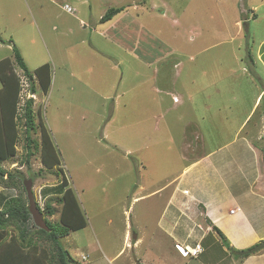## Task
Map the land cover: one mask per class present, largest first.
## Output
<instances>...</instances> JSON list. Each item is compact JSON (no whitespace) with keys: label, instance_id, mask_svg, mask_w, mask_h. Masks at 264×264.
<instances>
[{"label":"rangeland","instance_id":"1","mask_svg":"<svg viewBox=\"0 0 264 264\" xmlns=\"http://www.w3.org/2000/svg\"><path fill=\"white\" fill-rule=\"evenodd\" d=\"M245 1H248L250 5L256 2V0ZM64 4L71 5L73 13L69 12L71 7H68L70 10L67 8L69 10L67 11ZM129 5L130 9L135 8L136 13L141 14L139 18L133 11H130L131 14L125 13L130 15L132 21L131 29L129 31L126 29L127 38L135 42L132 46L137 47L142 36V33H139V26H143L145 35L142 37L141 52H152L150 46L153 45L157 47L158 52H162L163 49L173 51L172 58L183 61L193 53L197 61H192L190 66L195 68L196 75L198 76L200 72H208L210 75V77L206 74L199 75L198 88H207L213 80L212 76L215 74L212 70L213 65L228 61L225 65H220L218 71H223V69L238 70L239 64H244L238 58L231 61L229 58L224 60V56L222 57L225 54L224 48L237 50L244 42V34H248L245 29L243 34L241 26L236 27L237 17L241 20V25L243 22L242 15L239 13V0H0V60L10 58L14 63L15 47L18 48L27 67L35 75L34 82L37 88V92L33 94L31 82L24 75L23 70L15 65V70L21 76L23 84L18 119L20 137L17 155L2 166L12 172L19 169L17 173L23 172L27 179L30 174L35 175L32 189L40 209L43 211L48 201H51L56 209L53 216L42 215L40 221L42 224H45V217L53 222L58 221L62 207L54 200V195L59 194H54L52 191L44 195L46 189L61 183L64 175L68 177L70 186L75 190L88 221L86 228L71 232L62 240L64 247L73 257L74 261L71 260V264H130L129 261L137 264V261L140 262L141 257L137 249L135 251L127 249L118 255L124 246L123 231L128 223L127 213L125 215L121 213L122 198L128 195L131 189L142 185V182L148 184V182L161 180L163 176L178 170L183 165L179 149V144L183 141L186 146H189L190 157L202 155L205 150L200 143L202 137L199 134V125L201 123H199L200 118L196 116V110L205 107L209 109L207 123L211 120L215 123L219 115L215 111L214 103L210 104L211 106H208L209 104L201 106L207 99L206 90L193 87L189 89V94L193 95L195 91H198L197 99L191 100L188 97L185 90L186 87L191 86V83L186 85V73H183L181 77L178 75L181 73L182 66L176 69L173 65L168 67L159 63L150 66L146 63L147 66H145L138 58H129L124 61L122 68L116 69V72L119 69V75L125 71L126 76L122 82L118 80L122 88L120 114L118 115L116 110L115 120H112L113 118L110 120L115 108L114 95L108 97L105 89L111 88L107 80L108 74L112 72H107L104 58L88 46L91 36L93 41L98 36L95 26L90 21L91 16L96 12H100L103 16L107 9L125 6L128 8ZM163 11L167 18H162ZM75 13L79 14L78 19ZM250 16L254 17L253 14ZM82 19L85 21L81 26ZM259 23L263 25L261 31L264 30V20ZM54 26L58 27V30L51 33L50 28ZM69 30L71 31L61 34L62 31ZM111 30L112 28L103 30V35L108 36V31ZM147 31L150 34H147ZM225 36L230 37L229 40L224 41ZM261 36L263 35L259 33L256 38L260 40L263 38ZM81 41L84 43L82 44ZM98 42L99 46L104 48L110 45V43L107 45L106 39H102L100 35ZM215 43L218 44L207 51L211 52L209 59H205V47ZM47 45L56 47V52L50 49L52 56ZM260 48L264 51V42ZM78 49L81 57L74 58ZM218 49L221 50L218 51ZM256 49V45L253 44L252 58L254 60L258 59L254 52ZM135 52L140 55L139 50L136 49L130 50L129 53L132 55ZM245 54V60H247L248 53ZM58 58L63 61V65L67 66L68 73L66 75L56 73L63 81L61 87L63 94L59 85H56L54 90L51 86L45 94L35 70L48 59L47 62L52 68L51 78L55 77V63H59ZM260 61L264 64V59L260 58ZM89 66L94 70L93 73L82 74V77L86 80L91 78V81L83 82L74 78L73 71H83ZM254 66L257 64L254 63ZM97 69L101 71L103 79L98 73L96 75ZM168 69H170V75ZM166 80L170 82L169 85ZM224 85L228 88L225 93L231 94L237 86L236 78H229ZM173 94H178L183 99V103H175ZM29 98L34 99L36 125L40 127L41 118L56 149L59 164L52 168L45 167L42 161L40 128L37 133L31 131L30 135L39 140V146L31 157L30 169L25 162L28 157L27 133L25 117L22 115ZM189 119H194L199 125L190 124L184 130L183 125ZM220 130L224 137L230 135V131H225V127L209 128L206 131L211 145L219 142ZM103 132L108 133V137H104ZM144 140L146 141L142 142ZM121 142L124 143V147L132 149H136L142 142L134 156L142 158L141 161H145L144 166L148 167L143 171L146 174V176L143 174V179L136 171H127L123 168V164L117 169L120 165L119 161L124 159V152L116 150L122 148ZM258 142L262 145L263 139H259ZM115 143L118 144L117 147ZM128 160L129 158H126L125 162L127 163ZM166 180L168 179L165 177L164 181ZM1 191H6L10 196L20 193L19 189H5L3 186H0ZM141 205V203L135 205V212L140 213ZM160 205L157 209L154 208L155 211H150L151 217H141L147 225V233L151 234L158 230L155 213L160 211ZM32 224H34L33 221ZM127 227L129 229L128 224ZM134 230L137 231V228L133 227ZM34 237L38 239V236ZM131 244L134 245L133 242ZM45 246L48 247V245ZM152 250L157 251L153 249V246L149 252Z\"/></svg>","mask_w":264,"mask_h":264},{"label":"crops","instance_id":"2","mask_svg":"<svg viewBox=\"0 0 264 264\" xmlns=\"http://www.w3.org/2000/svg\"><path fill=\"white\" fill-rule=\"evenodd\" d=\"M63 6L66 10L71 7L69 4ZM130 8L129 5L125 12L104 23L101 21L103 16L100 12H96L91 16L90 21L95 26L98 36L95 37L94 41L98 44L93 41V36L87 44L93 52L95 51L104 58L107 72H112V74H108L107 80V84L111 88L110 90L105 89L108 97L114 95L115 108L110 120L112 118V120H115L114 114H117L118 111L119 115L122 108V88L119 82L123 81L126 73L123 71L122 75H119L118 70L123 67L124 61L129 60V58H138L145 66H147L146 63L149 66L157 63L168 67L173 65L174 69L182 66L181 73H178V75L181 77L183 73H186V85L188 86V83H191V86L186 87L185 90L188 97L191 100L197 99L198 91H195L193 95L189 94V89L193 87L198 90H206L207 99L201 106H206V104L211 106L210 104L214 103L216 105L215 111L219 115L215 123H213V120L207 123L209 109H206L207 107L198 108L196 116L200 118L199 123L201 124L195 123L194 119H189L183 125L184 130L190 124L199 125V134L202 137L200 143L205 150L202 155L190 157L189 146H186L183 141L179 144L183 165L178 170L163 176L161 180L148 182L149 185L142 182L143 186L140 185L135 189H131L129 194L122 198L123 210L121 213L123 215L127 213L126 221L129 229L126 224L123 231L124 246L118 255L127 249H132V251L137 249V253L141 257V264H264V248L243 255L237 253L247 251L264 241V64L260 61V58L264 59V51L260 50L264 42V30L261 31L263 25L259 23L264 20V0H256L252 5L248 1L239 0V13L242 15L243 22L241 25V20L237 17L236 27L241 26L243 34L244 29L248 34H244V42L237 50L235 48H224L225 54L222 57L224 56V60L229 58L231 61L238 58L244 64L240 63L238 70L223 69V71L218 70L228 61L213 65L212 70L215 72L212 76L213 80L207 88L203 89L198 88L199 75L206 74L208 77L210 75L208 72H200L198 76L196 75L195 68L190 66V63H193L192 61H197V57L193 53L187 60L183 61L172 58L173 51L163 49L162 52H158L157 47L153 45L150 46L152 52H141L143 50L142 48L140 50L142 37L145 35L143 26H139V33H142V36L137 47L132 46L135 42L127 38L128 33H126V29L127 31L131 29L132 21L130 15L125 13L131 14L130 11H133L139 18L141 14L136 13L135 8L134 10ZM72 9L71 7V10L67 11L73 13ZM250 14H253L254 17L251 18ZM161 16L167 18L165 11L161 13ZM75 17L78 19L79 14L75 13ZM84 21L85 19L81 20V26ZM102 27L105 29L112 28L111 31H108V36L103 35L105 29H101ZM57 30L58 27L55 26L50 28L51 33ZM70 31H62L61 34ZM259 33L263 35L260 40L256 38ZM99 35L102 39H106L107 45L110 43L108 48L99 46ZM229 38L225 36L223 40L227 41ZM252 38L254 39L253 42ZM81 43L83 44L84 41H81ZM217 44L205 47V59L208 60L211 55V52L208 53L207 51L212 50ZM253 44L257 47L254 52L258 59L249 60L247 57V60H245V53L248 52L247 56H249L251 50L253 54ZM47 49L50 53V49L56 52L54 45L53 48L47 45ZM133 49L139 50L140 55H137V52L131 55L129 52ZM154 50L156 51L154 52ZM220 50L218 49V51ZM75 54L74 58L81 57L79 49ZM168 57L170 58L168 59ZM47 60L43 65H48L50 68ZM58 61L59 63H55V77L51 78L50 87L52 86L54 90V87L59 85L61 91L63 81L60 80V77L58 78L56 73L59 72V75L68 73L67 66L63 65V61H60L59 58ZM254 63L257 66H254ZM117 68L119 69L116 72ZM98 69L96 75L98 73L103 79L104 76L101 75V71ZM100 69L102 70V68ZM93 71L90 66L83 69V71H73L74 78L83 82L91 81V78L90 80L83 78L82 74L93 73ZM168 71L170 75V69ZM155 72L158 71L155 70ZM50 76H52V68H50ZM229 78H236L237 85L235 91L231 94L225 93L228 88H225L224 83ZM166 83L169 85L170 82L166 80ZM196 84L197 86H195ZM173 97L175 103H183V99L178 94H173ZM38 114L40 115V109ZM35 121L37 123V120ZM39 121L41 126L44 125L41 118ZM221 127H225V131H230L228 137H231H224L220 130L219 142L211 145L206 131L209 128L217 129ZM103 135L108 137V133L103 132ZM259 139H263L262 145L258 142ZM142 142L138 147L142 145ZM121 145L122 148L116 150L124 152V159L119 161L120 165L117 169L123 164V168H126L127 171H136L143 179V171L148 167L144 166L145 161H141L142 158L134 156L139 148L124 147L123 142H121ZM115 146L117 147L118 144L115 143ZM126 158H129L127 163L125 162ZM142 166L144 167L142 168ZM165 177L168 179L166 182L164 181ZM142 189L144 190L142 191ZM185 189L189 191L188 194L184 193ZM140 203L142 204L141 211L137 213L135 212V205ZM159 205L160 211L155 213L158 230L151 234L147 233V225L141 217H151L150 211H155L154 208L157 209ZM191 211L194 213H190ZM133 227L137 228V231H133ZM214 227L220 229L225 237L224 239L216 232ZM132 242L134 245L131 244ZM147 243L149 244L147 245ZM196 243H201L204 247V251L197 257H184L176 249V244L194 246ZM152 246L157 251L152 250L149 252ZM129 263L132 264L130 261Z\"/></svg>","mask_w":264,"mask_h":264},{"label":"trees","instance_id":"3","mask_svg":"<svg viewBox=\"0 0 264 264\" xmlns=\"http://www.w3.org/2000/svg\"><path fill=\"white\" fill-rule=\"evenodd\" d=\"M126 10V6L112 7L103 15L101 21L104 23L112 20ZM250 52L247 57L253 60L252 51L250 50ZM14 56L16 64L10 58L0 60L2 85L0 88V186L5 189H19L20 193L10 196L6 191L0 192V264H71L70 261L73 260V257L64 247L62 240L71 232L84 229L88 221L75 190L70 186L68 177L64 175L61 183L47 188L44 193L46 195L47 192L53 191L54 194H59L54 195L55 203L62 205L59 220L53 222L45 217V224L37 226L38 223L31 209V198L25 185L26 175L21 171L17 173L19 169L12 172L2 166L3 163L17 155V144L20 137L18 119L23 84L21 76L15 70V65L23 70L24 75L31 82L33 94L37 92L34 82L35 75L29 70L23 56L16 47ZM35 73L41 82L43 91L47 93L51 85L49 66L42 65L35 70ZM33 102V98L27 99L22 115L25 117L24 124L27 133L26 149L28 150V157L25 162L30 169L31 157L39 146V140L32 138L30 135L31 131L37 133L40 128L42 161L45 167L52 168L59 164L56 149L47 127L36 125ZM34 144L35 146H33ZM31 178L35 179V175L30 174L29 179ZM37 207L39 208L38 204ZM43 213L46 216H53L56 213L54 204L51 201L46 203L45 208L41 211V214ZM38 214L36 213V216ZM32 221L34 224H32ZM214 228L224 239L225 237L220 229ZM34 236H38V239H35ZM45 245H48V247Z\"/></svg>","mask_w":264,"mask_h":264},{"label":"water","instance_id":"4","mask_svg":"<svg viewBox=\"0 0 264 264\" xmlns=\"http://www.w3.org/2000/svg\"><path fill=\"white\" fill-rule=\"evenodd\" d=\"M33 183H34V179L31 178V179H25V185L27 187V190L29 192V197L31 198V209L35 215V218H36V222L40 225V226H43L44 224L40 223L41 221V218H42V214H41V211L39 210V208L37 207V203H36V200H35V197H34V194H33ZM38 208V209H37ZM35 211V212H34ZM36 213H39L38 216H36ZM45 223V222H44ZM227 244V243H226ZM262 248H264V241L259 243L258 245H256L255 247L247 250V251H240V252H237L238 254H246V253H253V252H257L259 250H261ZM137 261V260H136ZM137 264H141L139 261L136 262Z\"/></svg>","mask_w":264,"mask_h":264},{"label":"built area","instance_id":"5","mask_svg":"<svg viewBox=\"0 0 264 264\" xmlns=\"http://www.w3.org/2000/svg\"><path fill=\"white\" fill-rule=\"evenodd\" d=\"M184 193L188 194L189 191L185 190ZM176 248L184 257H197L204 250V247L201 243H196L194 246H182L181 244H176Z\"/></svg>","mask_w":264,"mask_h":264},{"label":"clouds","instance_id":"6","mask_svg":"<svg viewBox=\"0 0 264 264\" xmlns=\"http://www.w3.org/2000/svg\"><path fill=\"white\" fill-rule=\"evenodd\" d=\"M36 203H37V202H36ZM39 208H40V207H39ZM40 211H42V210L40 209ZM43 214L45 215V213H43ZM43 214H42V215H43ZM84 258H85V257H84Z\"/></svg>","mask_w":264,"mask_h":264}]
</instances>
